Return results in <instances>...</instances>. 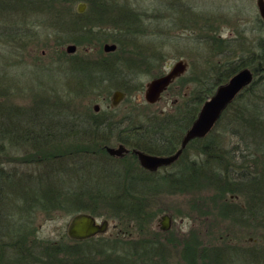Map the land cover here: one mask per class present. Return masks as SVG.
Returning <instances> with one entry per match:
<instances>
[{"label": "rangeland", "instance_id": "rangeland-1", "mask_svg": "<svg viewBox=\"0 0 264 264\" xmlns=\"http://www.w3.org/2000/svg\"><path fill=\"white\" fill-rule=\"evenodd\" d=\"M10 1L12 0H0V104L19 111L33 112L36 115L35 121L46 118L44 125L28 123L26 127L29 130L38 131L42 128V131L39 130L42 134L52 133L53 137L67 130L61 134L66 140L64 144H78L79 142L73 139V130H78L79 136L76 138L85 146L89 137L88 134L85 135L81 127L83 125L78 121L85 116L89 118L91 113L96 114V105H100L96 120L108 121L113 127L110 131L108 128L104 129L107 132L105 137L110 138V147L118 146L120 133L117 127H143L147 131L146 136L153 141L159 138L158 134L168 135V130H173L168 128V124L177 120L181 122L185 113L188 115L186 103L196 97L200 86V90L205 89L207 84L211 83V80H208L210 69L218 70V66L224 63L227 57L233 60L249 57V54H262L264 23L261 21L257 0H109L110 12L114 8L119 11V7L126 5L125 10L130 11L133 17H141L142 23L139 26L142 32L137 38L128 36V33L121 31V27L117 25L121 23L120 15L125 13H114L116 16L112 14L107 23L92 21L90 18H95L93 12L103 9L99 2L101 0H69L71 3L68 1L64 4L66 7L77 12L79 5L85 4L84 14H89V21L95 26H99V22L104 24L100 25L101 31L104 32H99L98 27L93 28L104 37L95 43L86 42L85 38L78 39L83 33L86 34L84 31H58L54 16L45 11L35 10L24 16L27 12L25 10L9 13L6 8ZM99 5L102 8H99ZM104 15L109 16L110 13L106 12ZM146 26L149 30L145 29ZM211 27L217 32L215 36L228 40L227 45H223L220 50H217L219 43L215 42L211 46V40L207 39L213 36L209 33ZM12 30L19 34H15L13 39L9 36ZM72 39H78V43ZM117 42L121 43V47L118 45L119 50L123 47L124 53L120 57L122 66L124 63L126 67L121 82L129 80L131 93H127V97L119 106L113 108L111 96L105 92H78L70 87L73 77L69 64L75 59L98 60L103 54H108L104 51L105 44H118ZM71 45L77 47L74 54L67 52ZM134 50L146 55V59L154 62V66L141 69L137 68L140 65L138 63L132 66L127 64V61L138 60ZM179 60L188 63L187 74L194 81H184L185 86L179 87L178 92L175 91L178 84L176 83L158 103H147V84L163 72H168ZM74 76L76 78L73 83L80 81V77ZM254 81L259 82L258 77L254 76ZM252 84L250 86H253ZM253 88L255 95L244 93L231 105L244 109H251L252 105H255L257 109H253L251 116L255 120L258 119L257 122L264 123V82L257 83ZM77 124L81 126L78 127ZM238 127H233L236 128L237 135L223 124L216 129L215 135L225 154L246 147V142L239 137L241 134ZM84 129L87 130V127ZM54 142L57 143H51ZM91 149L95 150L94 147ZM25 156H33L28 148L25 150L20 147L8 152V159L14 163H8L5 172L9 175V182L14 183L11 187L20 189L16 183L23 184L26 186L24 193L34 195V203L38 205L26 211L23 209L16 212L15 210L21 209L18 206L23 205L22 198L16 200L17 198L9 196V206L4 210L5 220L1 221L3 227L0 230V264H64L72 258H78L79 250L89 253V258L93 259L101 248L110 250L113 247V256L120 254L121 258L126 259L123 251L132 249L133 241L158 239L170 253L169 257L161 260L163 264H210L208 257L212 256L215 249L225 256V261L229 264H244L245 259L241 258V254L245 255L249 250L264 252V214L259 218L255 217L250 204L251 196L242 191L224 193L225 195L219 197V188L216 189L211 183L207 189L195 194L178 190L172 193L173 189L160 193L153 207L157 217L148 225L142 226L134 220L121 222L108 218V208L105 205L98 209L93 208L99 223L109 221L108 231L87 242L72 240L68 236V227L74 216L60 210L51 211L45 208L47 205L36 201V193L39 191L37 179L46 176V172L48 173L53 165L44 167L42 163L33 160L31 163H22L21 159ZM101 158L104 157H92L90 154L89 157H84L78 154L68 157L64 167L73 172L85 161L91 164V172H95L99 168L98 165L102 164ZM203 158L199 156L198 145L193 144L182 162L162 169L157 177L181 172L184 162H200ZM58 174L62 175L61 171ZM64 175H67V180L75 177L69 173ZM8 191L12 192V188H8ZM32 204L30 203V206ZM26 205L29 206L27 203ZM81 211L87 213L84 209ZM167 214L172 217L173 224L172 228L165 232L160 229L159 219ZM130 233L132 235L129 236ZM184 239L188 243L183 241ZM185 244L196 250L197 258L191 255L187 257L189 260L184 258L180 250ZM119 245L122 246L121 249ZM71 249L75 250L73 254L68 252ZM205 250H208V255ZM105 254L109 255V252ZM138 262L146 264L143 259ZM134 263L137 264V261Z\"/></svg>", "mask_w": 264, "mask_h": 264}, {"label": "trees", "instance_id": "trees-1", "mask_svg": "<svg viewBox=\"0 0 264 264\" xmlns=\"http://www.w3.org/2000/svg\"><path fill=\"white\" fill-rule=\"evenodd\" d=\"M68 1L69 0H44L42 2V0H12L8 2L6 10L9 11V13H19V10L27 11L23 16L35 10L45 11L46 13H50L51 16H54V20L57 21L58 31H84L86 34L83 33L82 37L78 39L85 38L86 42L91 43H95L104 38L99 35V32H104L101 31V26L104 24L101 25L102 22H99V26H95L91 23L92 21L98 20L107 23V20L112 14V16H116L114 13H125L120 15L121 23L117 24L121 27L120 30H125L128 36L133 38H137L141 35V26H139V24L142 23L140 22L141 17L138 15L133 17L130 11H126V5H123L121 8L119 7V11H116L117 8H114L110 12V8L108 7L110 6L108 4H111L110 1L101 0L99 2L102 4L103 9L98 12H93L95 13V18H90V20H92L90 22L88 18L89 14H79L78 11L74 12L66 7L65 5ZM102 7L99 5V8ZM106 12H109L110 15H104ZM95 27H98L99 32L93 30ZM145 29L149 30L147 26ZM209 30L211 31L209 33L213 36L207 39L211 40V46L215 42L219 43L217 50H220L228 40L215 36L214 34L217 32L213 30L212 27ZM10 33L9 36L12 39L14 36L19 35L16 34L17 32L15 33L14 30ZM145 33L146 32L143 31L144 35H146ZM78 39L72 40L77 42ZM115 39L118 40V38ZM117 43V45L120 46L121 43ZM119 46L116 52L107 55L103 54L98 60L85 61L82 59H75L72 61V63L69 64V70L72 72L73 79L76 78L74 76L76 75L80 77V81L77 80L76 83H73L72 79L70 87L76 89L78 92L81 90L92 93L101 91L110 95L116 87L121 86L128 94L131 93V89L128 87L129 80H125V83L121 82V79H124L123 72L126 67L124 63L122 66L120 56L124 52L123 47L119 50ZM261 46L262 54L260 55L254 53L249 54V57H241L240 59L233 60L227 57V60L218 66V70L215 68L213 70L210 69L208 80H211V83H208L205 89L201 88L200 90V86L196 97L189 103H186L188 115L185 113V117L182 118L181 122L177 120L168 124V128L173 129L171 131L168 130V133L170 132L168 135L164 136L162 133L160 136L158 134L159 138L153 141L146 136L147 131L143 127L126 129L117 127L120 133V135H118V141L127 143L129 146L147 153L167 155L174 153L180 148L183 137L196 120L201 107L215 93L217 87L227 83L234 75L243 69L252 70L254 76L258 77L259 82H264L263 41ZM134 53L137 54L138 60L127 61V64L130 66L136 65V63L140 64L137 68L141 69H149L154 66V62H150L149 59H146L147 56H144L142 52H135L134 50ZM140 55H142V57ZM114 58L118 60V62H116ZM259 82L254 81L252 84L253 86L248 87L242 94L252 93V95H255L253 87ZM100 86L101 89L98 90ZM253 109L256 110L257 107L252 105L251 109L249 107L244 109L238 107L234 108L233 105H230L215 126V129L207 135V137L192 141L180 159L182 162L185 159L188 149L193 144H197L199 156L204 157L202 161L184 162L181 172L176 171L174 174H165L157 177L159 173H152L143 169L139 165L137 157L133 159H115L107 156L104 148L108 145L110 138L105 137L107 132L104 129L108 128L107 130L110 131L113 127L111 124L107 127V125L102 124V121H97L94 113H91L89 118L85 116L83 119H79L78 123L83 126L77 124L79 125L78 127L81 126L83 128L85 135L88 134L89 139H87L85 146H83L79 138H76V136H79L78 130H73L75 134L73 139L74 141L77 140L79 143L72 145L71 143H63L66 140L62 138L61 134L65 133L67 130L53 137L52 133L42 134V132H40L43 130L42 128L36 131L29 130L26 127L28 123L31 124L35 122L38 123V125H44V120L46 118L37 119V121H35L34 117L36 115L33 112L19 111L16 108L12 109V107L8 108L5 104H0V230L3 227L1 221L5 220L3 219L4 210L10 203L8 202L10 201L9 196L17 198L16 200L22 198L23 203L21 204L23 205L20 207L18 206V208L21 209L15 210L16 212L22 211L23 209V211H26L31 209L30 207L38 205L34 203V195H28V192L24 193L23 190L26 186L21 183H16L20 189L11 187L14 183L9 182V175L5 172V166L8 163H14L13 160L8 159V152L20 147L25 150L28 148L29 152L33 155L32 157L25 156L24 159H21L22 163L26 162L27 164L38 161L42 163L44 167L53 165L52 169H50L48 173L46 172V176L43 175L40 179H37L39 191L36 193V201H39L37 203L47 205L48 207L45 208L51 211L60 210L76 216L78 213L82 212L81 209H84V211L87 213L90 212L92 216L97 218V213L93 210L105 205V207L108 208L106 213L108 218H115L121 222L134 220L143 226L152 224L156 219L157 215L154 214L153 207L156 202L155 199L160 193L165 190L170 191V189H173L174 192L172 193L178 190L180 192L191 191L195 194L196 192L199 193L207 189L206 187L210 186L209 184L211 183L215 188H219L220 191L217 193L219 197L225 195L224 193L233 194L234 192L237 193L242 191L247 193L252 198L250 204H252L254 215L259 218V216L264 214V123L257 122L258 119L255 120L254 117L251 116ZM248 116L250 118H248ZM222 124L225 128L232 130L234 132L233 134L236 135V128L233 129V127L239 126L238 128L241 134L239 137L246 142V147L244 149L240 147L235 152L224 153L223 147L220 146L219 140L215 135L216 129ZM86 127L87 130L84 129ZM90 129H92V131H90ZM67 133L70 134V132ZM53 141H57V143L54 142L52 144L51 142ZM91 147H94L96 151H93ZM78 154L84 157H89V154L92 157L101 155L104 158H101L102 160L100 161L102 164L98 165L99 168L95 172H91V164L85 161L80 163L75 171L70 172L69 169L64 167L65 161L68 157ZM109 168L110 170H108ZM60 171L62 175L58 174ZM66 173L72 174V176L75 177L67 180V175H64ZM8 188H12V192H9ZM26 203L29 204V206H27ZM30 203H33L32 206H30ZM102 208L104 209V207ZM130 235L132 234L130 233L129 236ZM90 240L92 239L86 240L85 242ZM183 241H186V239ZM132 243L134 244L132 249L129 248L123 251L127 256L126 259L121 258L120 254L113 256V247L110 250L101 248L96 258L93 257V259L89 258V253H86L84 250H79V252H77L78 258H72L64 264H131V262L134 263L136 261L137 264H140L138 261L142 259L146 264H163L161 260H164L167 256L169 257L170 253L166 251L164 243H159V239L153 241L137 240ZM186 243L188 242L186 241ZM118 247H120V245ZM180 251L186 260H189L187 257L190 255L193 258L198 257L196 250L192 249L189 244L183 245ZM68 252L73 254L75 250L71 249L68 250ZM105 252H109V255L105 254ZM204 252L208 255V250ZM214 252L212 256L208 257L210 258V264L211 262L212 264H229L225 261V256H222V253L218 249H215ZM241 258L245 259L244 264H264V252L258 253L249 250L247 254H241Z\"/></svg>", "mask_w": 264, "mask_h": 264}, {"label": "water", "instance_id": "water-1", "mask_svg": "<svg viewBox=\"0 0 264 264\" xmlns=\"http://www.w3.org/2000/svg\"><path fill=\"white\" fill-rule=\"evenodd\" d=\"M257 6L261 18L264 21V0H257ZM85 4L79 5V12L84 13ZM117 46L114 44H106L105 52L116 51ZM77 47L71 45L67 48L69 54H74ZM186 70L184 62H179L173 70L156 79H153L147 84L145 99L149 104H156L160 101L162 94L173 83V81ZM254 81V73L250 69H243L234 75L227 83L219 86L215 93L203 104L196 120L187 130L183 140L182 148L171 156H155L144 152L135 151L138 156L141 166L149 171H157L162 167L173 164L182 154L187 145L196 139L207 137L215 128L226 109L246 88ZM124 93L117 92L113 98V105L118 106L124 99ZM112 155H121L123 148L107 150ZM160 229L169 231L172 228L173 219L170 215H164L159 219ZM109 229V221L105 220L99 223L98 219L87 213H80L74 216L68 227V236L75 241H84L96 237L100 234H105Z\"/></svg>", "mask_w": 264, "mask_h": 264}, {"label": "flooded vegetation", "instance_id": "flooded-vegetation-1", "mask_svg": "<svg viewBox=\"0 0 264 264\" xmlns=\"http://www.w3.org/2000/svg\"><path fill=\"white\" fill-rule=\"evenodd\" d=\"M78 13L79 14H84V13H80L79 11H78ZM263 23H264V21H263V19L261 20ZM106 45V44H105ZM104 45V46H105ZM114 45H116L117 46V49H118V45L117 44H114ZM75 46V45H74ZM117 49H116V51H117ZM105 51V50H104ZM116 51H114V52H116ZM114 52H105V53H114ZM179 62H184V64H185V67H186V70H185V72L183 73V74H181V75H179L174 81H173V83L167 88V90L162 94V96H161V98L163 97V95H165L169 90H170V88L173 86V85H175L176 83H178V84H176L177 85V88H175V91L176 92H178L179 91V87L180 88H182V85L183 86H185V82L184 81H187V80H192L193 81V79L191 78V77H189V75L187 74L188 73V63L186 62V61H184V60H179L178 62H176L172 67H171V69L168 71V72H163V74L161 75V76H158V77H156V78H159V77H162V76H164V75H166V74H168V73H170L172 70H173V68L175 67V65L177 64V63H179ZM252 71V70H251ZM253 72V71H252ZM155 78V79H156ZM180 83V84H179ZM146 89H147V87H146ZM113 92V91H112ZM110 93V95L109 96H111L110 97V102H111V107H113V108H117L118 106H114L113 105V98H114V95H115V93H117V92H121V93H124V95H125V97H124V99L127 97V92L124 90V89H122V87L120 86V87H116L115 88V90H114V92L113 93ZM242 94V93H241ZM240 94V95H241ZM240 95H238V97L237 98H239V96ZM236 98V99H237ZM123 99V100H124ZM235 99V100H236ZM161 100V99H160ZM235 100L233 101V102H235ZM122 102V101H121ZM95 110V113L96 114H98L99 112H100V105H96L95 106V108H94ZM95 114V115H96ZM109 119V118H108ZM102 124H104V125H107V126H110V122H108V121H103L102 120ZM192 126V125H191ZM184 138V137H183ZM197 140V139H196ZM194 141V140H193ZM192 142V141H191ZM190 142V143H191ZM189 143V144H190ZM118 146H117V148L116 147H110L109 145H107V146H105V148H104V150H105V152L107 153V155L109 156V157H111V158H115V159H125V158H128V159H133L134 157H137V161H138V163H139V165L141 166V164H140V162H139V159H138V156L135 154V151H140V152H144V151H141V150H139V149H137V148H135V147H131V146H129V145H127V143H124V142H120V141H118ZM188 144V145H189ZM188 145H187V147H188ZM187 147L183 150V152H182V154L180 155V157L173 163V164H171V165H169V166H166V167H172V166H174L175 164H177L179 161H180V159L182 158V156L184 155V152L186 151V149H187ZM108 148H113V149H120V148H123V152H122V154L120 155H112V154H110L107 150H108ZM182 148V142H181V146H180V148L179 149H177L174 153H172V154H153V153H147V152H144V153H146V154H149V155H155V156H171V155H174V154H176L180 149ZM142 167V166H141ZM166 167H162V168H160V169H158L157 171H149V170H147V171H149V172H152V173H159L162 169H164V168H166ZM144 169V168H143ZM146 170V169H145Z\"/></svg>", "mask_w": 264, "mask_h": 264}]
</instances>
